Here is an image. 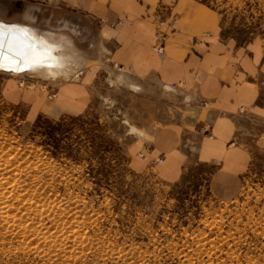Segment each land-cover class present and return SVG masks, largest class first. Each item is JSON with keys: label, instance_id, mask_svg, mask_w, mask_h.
Returning a JSON list of instances; mask_svg holds the SVG:
<instances>
[{"label": "rangeland", "instance_id": "1", "mask_svg": "<svg viewBox=\"0 0 264 264\" xmlns=\"http://www.w3.org/2000/svg\"><path fill=\"white\" fill-rule=\"evenodd\" d=\"M194 1L226 38L264 46V0ZM63 52L56 77L0 71V264H264V154L231 198L209 186L211 165L173 184L137 169L140 131L127 109L138 91L114 68L80 115L32 119L10 91L52 102L92 68L85 51Z\"/></svg>", "mask_w": 264, "mask_h": 264}, {"label": "crops", "instance_id": "2", "mask_svg": "<svg viewBox=\"0 0 264 264\" xmlns=\"http://www.w3.org/2000/svg\"><path fill=\"white\" fill-rule=\"evenodd\" d=\"M170 3L164 55L152 48L161 3ZM0 0L1 23L43 28L92 68L67 81L49 102L41 94L10 97L32 119L80 115L97 77L114 68L138 91L127 109L140 131L137 169L154 168L162 182L213 166L208 184L234 197L253 160L264 154V46L220 32L216 13L194 0ZM61 39V40H60ZM200 45H195V40Z\"/></svg>", "mask_w": 264, "mask_h": 264}, {"label": "bare ground", "instance_id": "3", "mask_svg": "<svg viewBox=\"0 0 264 264\" xmlns=\"http://www.w3.org/2000/svg\"><path fill=\"white\" fill-rule=\"evenodd\" d=\"M166 24H167V21L165 20V24L163 27H165ZM0 29H11V30L20 31V34L22 36H24L25 40H27L29 43L36 45L35 48H29L28 49L29 55L26 59H28V60H31V59L41 60V59H43V62L40 64H37L35 66H31V67H25L24 66L25 60L18 59L14 55L5 53V58L2 61H0V63L3 64V66H0V71H8L9 73H12V74H20L21 72L26 73L28 71H29V73L30 72H32V73L45 72L47 75L54 77L56 74H58L60 72L61 69H63L61 59L64 58L63 57L64 56V52H63L64 46L67 43L69 44V39L65 38L62 41H56V40L51 39V37L37 33L35 30H33L31 27H29L27 25H22L19 23L18 24H10V23H5V22H3V23L0 22ZM156 29H157V23H156ZM154 37H155V35H154ZM197 40H195L194 44L200 45L201 41L198 40L200 43L196 44ZM41 41L43 42V45L41 44ZM153 42H154V38H153ZM44 46H47V49L50 52V55L47 58H44V53L42 51ZM154 46L155 45L152 44L151 48L153 49ZM63 72H66V71H63ZM4 187H5V185H4Z\"/></svg>", "mask_w": 264, "mask_h": 264}, {"label": "snow or ice", "instance_id": "4", "mask_svg": "<svg viewBox=\"0 0 264 264\" xmlns=\"http://www.w3.org/2000/svg\"><path fill=\"white\" fill-rule=\"evenodd\" d=\"M41 44L43 45L42 41ZM35 47L36 45L25 40L24 36L20 34V31L0 29V61L5 58V53H8L16 56L18 59L25 60V67L35 66L42 63L43 59H26L29 55L28 49ZM42 51L44 53V58H47L50 55L47 46H44ZM0 66H3V64L0 63Z\"/></svg>", "mask_w": 264, "mask_h": 264}, {"label": "built area", "instance_id": "5", "mask_svg": "<svg viewBox=\"0 0 264 264\" xmlns=\"http://www.w3.org/2000/svg\"><path fill=\"white\" fill-rule=\"evenodd\" d=\"M168 12V9L166 6L164 5H161L159 6L158 8V11L157 13L155 14L154 18L156 20V23H157V29L155 31V37H154V42L153 44L155 45L153 47V50L159 55H164V42H165V39L167 37V33H165L163 30H162V27L164 26L165 24V16ZM200 42L197 40L196 41V44H199Z\"/></svg>", "mask_w": 264, "mask_h": 264}]
</instances>
